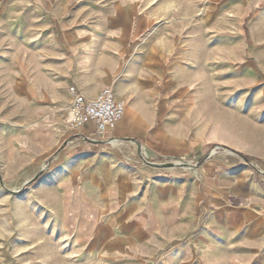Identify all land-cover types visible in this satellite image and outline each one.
Segmentation results:
<instances>
[{
  "label": "crops",
  "instance_id": "0c3cea01",
  "mask_svg": "<svg viewBox=\"0 0 264 264\" xmlns=\"http://www.w3.org/2000/svg\"><path fill=\"white\" fill-rule=\"evenodd\" d=\"M203 1L225 3L203 13ZM263 5L0 0V123L11 128L7 143L18 142L27 168L48 164L36 205L66 235H179L203 244V256L225 243L264 264V185L248 167L219 155L193 178L145 163L184 160L198 149L181 117L197 106L203 79L232 76L252 48H264L256 41L249 51L218 33L264 15ZM70 86L89 100L111 88L125 103L100 139L118 140L121 149L93 153L113 145H97L92 123L74 133L65 127Z\"/></svg>",
  "mask_w": 264,
  "mask_h": 264
},
{
  "label": "rangeland",
  "instance_id": "374dc122",
  "mask_svg": "<svg viewBox=\"0 0 264 264\" xmlns=\"http://www.w3.org/2000/svg\"><path fill=\"white\" fill-rule=\"evenodd\" d=\"M224 3L203 1V13L207 8L220 10ZM224 17L230 18L229 15ZM218 34L220 39L244 42L247 50L251 51L250 46L256 41H264V15H249L237 30L231 24L225 25ZM252 49L253 52L249 53L246 61L237 65V72L232 76L220 74L215 78L216 74H209L207 79H203L197 106L182 115V131L200 141L198 149L184 160H147L145 163L150 169L162 174H189L199 178V170L207 161L219 155L232 154L229 159L236 165L248 167L264 185V48ZM63 119L67 127L68 114ZM2 125L4 123H0V264L263 262L262 257L252 255L249 249L225 243L203 256V244L190 245L188 239L179 235H80L81 238L66 235L55 216L36 205L39 185L46 177L48 164L31 170L27 168L18 142L14 144L15 149L7 143L6 132L11 128ZM97 137L98 140L102 138ZM97 143L113 147H101L93 153L116 151L122 147V142L112 139H102ZM49 194L47 192L46 196Z\"/></svg>",
  "mask_w": 264,
  "mask_h": 264
},
{
  "label": "built area",
  "instance_id": "2783aa9c",
  "mask_svg": "<svg viewBox=\"0 0 264 264\" xmlns=\"http://www.w3.org/2000/svg\"><path fill=\"white\" fill-rule=\"evenodd\" d=\"M67 128L70 132L81 130L87 123L95 127V135L103 136L114 129L123 117L125 103L118 100L111 88L102 89L94 99H86L74 86L68 88Z\"/></svg>",
  "mask_w": 264,
  "mask_h": 264
},
{
  "label": "water",
  "instance_id": "95a60500",
  "mask_svg": "<svg viewBox=\"0 0 264 264\" xmlns=\"http://www.w3.org/2000/svg\"><path fill=\"white\" fill-rule=\"evenodd\" d=\"M147 164H148V163H147ZM151 166L156 167V168H161V167H163V165H161V166H159V165H151Z\"/></svg>",
  "mask_w": 264,
  "mask_h": 264
},
{
  "label": "bare ground",
  "instance_id": "6f19581e",
  "mask_svg": "<svg viewBox=\"0 0 264 264\" xmlns=\"http://www.w3.org/2000/svg\"><path fill=\"white\" fill-rule=\"evenodd\" d=\"M113 144H114V145H118L117 141H113Z\"/></svg>",
  "mask_w": 264,
  "mask_h": 264
}]
</instances>
